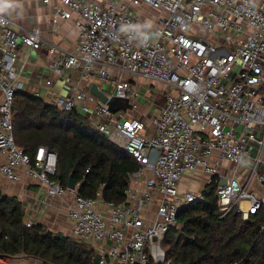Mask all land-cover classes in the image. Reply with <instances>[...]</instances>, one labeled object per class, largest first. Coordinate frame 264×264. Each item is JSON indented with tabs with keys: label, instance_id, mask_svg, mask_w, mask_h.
<instances>
[{
	"label": "built area",
	"instance_id": "1",
	"mask_svg": "<svg viewBox=\"0 0 264 264\" xmlns=\"http://www.w3.org/2000/svg\"><path fill=\"white\" fill-rule=\"evenodd\" d=\"M59 1L55 21L75 13L80 36L72 53L60 54L54 45L49 50L58 56L50 70L69 93L55 92L48 80L47 103L87 118L139 169L129 175L123 202L88 199L53 179L55 152L40 147L31 157L16 144L13 108L22 50L38 51L43 41L39 28L18 32L5 14L0 17V185L21 183L25 176L45 188V197L61 199L73 237L95 249L99 264H156L155 252L169 264L162 243L180 211L201 198L180 190L188 174L201 172L209 177L207 185L216 186L221 218L234 208L245 220L263 213L264 0ZM145 21L157 35L144 46L119 32L122 23ZM74 71L94 79L108 100L128 99V108L112 112L76 84ZM139 78L166 85L164 103L152 115L138 113L152 103V96L134 89ZM34 224L26 220L27 227ZM12 259L0 256V264H13Z\"/></svg>",
	"mask_w": 264,
	"mask_h": 264
},
{
	"label": "trees",
	"instance_id": "2",
	"mask_svg": "<svg viewBox=\"0 0 264 264\" xmlns=\"http://www.w3.org/2000/svg\"><path fill=\"white\" fill-rule=\"evenodd\" d=\"M14 137L33 157L40 147L57 154L53 177L63 187L70 178L85 198L121 203L137 162L114 146L77 111H63L34 94L14 99ZM24 204L0 189V256H20L43 264H99L95 249L41 223L26 226ZM264 212L248 220L234 208L221 218L214 184L184 207L163 245L169 264H264Z\"/></svg>",
	"mask_w": 264,
	"mask_h": 264
},
{
	"label": "crops",
	"instance_id": "3",
	"mask_svg": "<svg viewBox=\"0 0 264 264\" xmlns=\"http://www.w3.org/2000/svg\"><path fill=\"white\" fill-rule=\"evenodd\" d=\"M93 1L106 2V0ZM18 3L20 7L10 10L6 14L16 23L15 30L25 33L39 28L43 41L42 48L38 51H31L25 48L22 50L24 69L19 81L20 91L31 94L38 93L39 97L47 102L49 90L46 87V81L50 80L53 82L55 92L67 95L69 88L64 84L60 76L50 70L53 60L58 56L52 57L49 50L54 45L59 47L60 54L75 51L80 36L76 27L78 16L74 13L67 20L59 19L55 21L53 11L60 4L59 0H52L50 5H44L40 0H18ZM71 76L76 84L86 92H90L91 85L96 84L93 81L94 79L82 78L78 71L71 72ZM162 105L163 103L159 108ZM159 108L155 109L154 112H158ZM187 181L189 180H181V191L187 190L183 186V183ZM0 189L6 195L16 196L24 204L26 219L32 218L35 223L48 226L50 221H57L60 217V210H64V202L61 199L45 197V188L38 184H33L25 176L23 177V182L18 184H12L4 180L0 185ZM39 198L43 199L42 202L39 201ZM68 226L71 230L70 221ZM49 229L52 230L51 228Z\"/></svg>",
	"mask_w": 264,
	"mask_h": 264
},
{
	"label": "rangeland",
	"instance_id": "4",
	"mask_svg": "<svg viewBox=\"0 0 264 264\" xmlns=\"http://www.w3.org/2000/svg\"><path fill=\"white\" fill-rule=\"evenodd\" d=\"M137 84L134 85V89L136 90V92L141 93L142 96H146V97H151V101L152 103H148L146 106H140V109L138 111L139 115H142V113H146L149 115H152L155 109H158L159 106L164 103V96H165V92H166V85L161 84V83H157L151 80H147L144 78H139L137 80ZM152 91H154V93L152 94ZM140 104H145V100L141 99ZM143 107V108H142ZM127 118H133V114L131 112H127V113H123ZM150 117V116H148ZM147 118V117H146ZM257 154V152L255 153ZM187 178H183V180H189L187 182L183 183V186L185 189L187 190H192L195 191L197 193H201V191L205 188V186L208 184L209 182V177L205 176L203 173H198L197 175H187ZM68 202L70 201V199H67ZM67 208L68 205L66 203H64V210H60V217L59 219H57V221L55 222H49L48 226H46L48 229L51 228L52 230H54L55 232H60L66 236H70L72 238V232L70 230V227L68 226V218H67ZM30 220L34 221V219L30 218ZM76 239V238H75ZM162 248H163V256L165 258V248L164 245L162 243ZM155 263L156 264H162L161 263V257L159 256V254H156L155 252ZM12 263L13 264H43L42 262H40L39 260H35L29 257H17L12 259Z\"/></svg>",
	"mask_w": 264,
	"mask_h": 264
},
{
	"label": "clouds",
	"instance_id": "5",
	"mask_svg": "<svg viewBox=\"0 0 264 264\" xmlns=\"http://www.w3.org/2000/svg\"><path fill=\"white\" fill-rule=\"evenodd\" d=\"M18 7H20L18 0H0V17ZM2 22L3 20L0 19V23ZM119 32L135 39L140 46L146 45L157 35L153 31V24L150 21H145L144 23H122L119 26Z\"/></svg>",
	"mask_w": 264,
	"mask_h": 264
},
{
	"label": "water",
	"instance_id": "6",
	"mask_svg": "<svg viewBox=\"0 0 264 264\" xmlns=\"http://www.w3.org/2000/svg\"><path fill=\"white\" fill-rule=\"evenodd\" d=\"M90 92L97 96L101 102L108 104L110 110L112 112H117L119 110H126L129 106V100L128 99H119L114 98L112 100H108L107 96L99 89L97 84H92L90 87ZM14 110V108H13ZM226 181H223V184H225ZM68 187L71 190H75L76 186L73 184L72 179L70 178Z\"/></svg>",
	"mask_w": 264,
	"mask_h": 264
},
{
	"label": "bare ground",
	"instance_id": "7",
	"mask_svg": "<svg viewBox=\"0 0 264 264\" xmlns=\"http://www.w3.org/2000/svg\"><path fill=\"white\" fill-rule=\"evenodd\" d=\"M76 189H78V188L76 187Z\"/></svg>",
	"mask_w": 264,
	"mask_h": 264
}]
</instances>
